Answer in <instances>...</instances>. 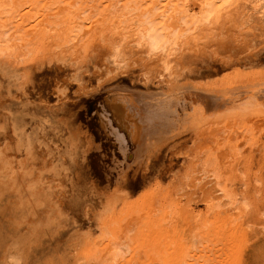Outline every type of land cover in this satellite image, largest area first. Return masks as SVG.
Wrapping results in <instances>:
<instances>
[{
    "label": "rangeland",
    "instance_id": "obj_1",
    "mask_svg": "<svg viewBox=\"0 0 264 264\" xmlns=\"http://www.w3.org/2000/svg\"><path fill=\"white\" fill-rule=\"evenodd\" d=\"M153 1L5 0L0 264H264V118L247 116L259 105L240 87L264 82V0L202 26V0H172V81L139 29L164 19L168 0ZM231 85L233 103L218 101Z\"/></svg>",
    "mask_w": 264,
    "mask_h": 264
},
{
    "label": "bare ground",
    "instance_id": "obj_2",
    "mask_svg": "<svg viewBox=\"0 0 264 264\" xmlns=\"http://www.w3.org/2000/svg\"><path fill=\"white\" fill-rule=\"evenodd\" d=\"M14 1V0H13ZM40 1V0H39ZM68 1V0H67ZM75 1V0H74ZM136 1H138V0H136ZM156 1V0H155ZM255 1V0H254ZM259 1V0H258ZM258 1H256V2H258ZM96 2H98V1H96ZM107 2H108V0H107ZM153 0H152V4H153ZM172 2V0H168V1H165V4H163L162 5V7H161V9H160V11H159V13H158V16L159 15H161V16H163V20L161 21V24H158L157 26H155V25H149L148 23H145V22H143V23H141V25L140 24H138V26H139V29H140V32H141V34H142V36L144 37L143 38V42L146 44L145 45V47H147V51H149L148 53L150 54V55H153V56H157L158 57V60L159 61H161V63H160V65H159V71L157 70V72L156 73H158L157 74V76H158V78H160L161 80L162 79H165L166 78V80L167 79H170L171 81H172V77H174L175 75H176V73L178 72V70L174 67L175 65H174V63L170 60V56L172 55V54H174V52H175V44H176V38L174 39V38H171V36L169 35L170 33H167L166 31H168V29H170V26L168 25V23L166 22L167 21V19L166 18H168L169 17V15L170 14H172V12L174 11V10H176L175 8H173L174 10H172V11H170V3ZM237 2V0H202V2H201V4H200V24H201V26L202 25H206V24H211V23H213V22H216L217 20H218V18H220L224 13H225V11L228 9V8H230L232 5H234L235 3ZM261 2V1H260ZM13 3V2H12ZM15 3V2H14ZM29 3V2H28ZM69 4H71L70 3V1L68 2ZM68 3H66L65 5L67 6V5H69ZM110 4H112L111 2H109ZM124 3V2H123ZM255 3V2H254ZM264 3V2H263ZM20 4V3H19ZM29 4H31V2L29 3ZM37 4H39L38 2H37ZM36 4V5H37ZM43 4V3H42ZM46 4V3H45ZM157 4V3H156ZM6 5V2H5V0H0V12H2V10H1V8H3V7H6L5 6ZM18 5V4H17ZM24 5V4H23ZM34 5H35V3H32V6L31 7H34ZM35 5V6H36ZM72 5V4H71ZM126 5V4H125ZM124 5V6H125ZM255 5V4H254ZM258 5V4H257ZM259 5H261V4H259ZM20 6V5H19ZM41 6H44V4L43 5H41ZM41 6H40V8H41ZM47 5H45V7H46ZM49 6V5H48ZM65 6V8H67ZM70 6V5H69ZM102 6V5H101ZM30 7V8H31ZM73 7V6H72ZM111 8V6H107L105 9H109V11H110V8ZM264 7V6H263ZM263 7H262V9H263ZM23 8V7H22ZM30 8H29V11H28V13H29V15H28V13H27V16H30ZM43 8V7H42ZM65 8H64V11H65ZM102 8V7H101ZM124 8V7H123ZM125 8H126V6H125ZM124 8V9H125ZM258 8V7H257ZM28 9V8H27ZM47 9V13H49V15H50V13L52 14V13H54L53 11H51L50 12V10H49V12H48V8H46ZM49 9H50V7H49ZM58 11L60 10V7H59V9L58 8H56ZM71 9V8H70ZM107 9V10H108ZM114 9H118V11L120 10L118 7L117 8H114ZM113 8H112V10H113V12H115V14H117L116 13V10H114ZM128 9V8H127ZM183 9V8H182ZM111 10V11H112ZM121 10H122V8H121ZM120 10V11H121ZM126 10V9H125ZM130 10V9H129ZM8 11V10H7ZM25 11V10H24ZM57 11V12H58ZM73 12H72V14L74 13V10H72ZM106 11V10H105ZM108 11V12H109ZM181 11V10H180ZM4 13V12H3ZM2 13V14H3ZM55 13H56V11H55ZM107 13V12H106ZM179 12H177L176 14H178ZM2 14H0V15H2ZM25 14V13H24ZM34 14V13H33ZM59 14V13H58ZM68 14H70L71 15V13H68ZM67 14V15H68ZM109 14H110V12H109ZM112 14V13H111ZM119 14V13H118ZM120 14H121V12H120ZM119 14V15H120ZM53 15V14H52ZM75 15V14H74ZM129 15V14H128ZM173 15V14H172ZM175 15V14H174ZM3 16V15H2ZM24 16H26V14L24 15ZM35 16V15H34ZM44 16V15H43ZM43 16L41 17V18H43ZM56 16V15H55ZM106 16V15H105ZM113 16V15H112ZM176 16V15H175ZM71 17V16H70ZM70 17H66L67 19H69ZM84 17V16H83ZM117 17V15L115 16V18ZM129 17V16H128ZM7 18H8V16H7ZM14 18V17H13ZM29 18V17H28ZM34 18V17H33ZM40 18V17H39ZM38 18V19H39ZM40 18V19H41ZM64 18V17H63ZM71 18H73V20H74V18L75 17H71ZM85 18V17H84ZM88 18V17H87ZM124 18H125V16H124ZM5 19V18H4ZM30 20H31V18H29ZM51 19V18H50ZM49 19V20H50ZM100 19V18H99ZM108 19H111V17L109 18L108 17ZM113 19V18H112ZM129 19V18H128ZM162 19V18H161ZM13 20V19H12ZM43 20V19H42ZM42 20H39L38 22L36 21L35 22V24L31 27V29H32V31L33 30H36L41 24H43L42 23ZM45 20H46V17H45ZM72 20V21H73ZM95 20V19H94ZM121 20V19H120ZM119 20V21H120ZM2 21V20H1ZM6 21H7V19H6ZM29 21V20H28ZM48 21V20H47ZM47 21H45V22H47ZM76 21V20H75ZM96 22H97V20H95ZM94 21V22H95ZM124 21V20H123ZM129 21V20H128ZM44 22V21H43ZM66 22V19L64 20V23ZM69 22H71V21H69ZM111 22V21H110ZM129 22H131V21H129ZM134 21H132V23H133ZM142 22V21H141ZM152 22V21H151ZM150 22V24H152ZM28 23V22H27ZM72 23H74V21L72 22ZM112 23V22H111ZM118 23H120V22H118ZM123 23V22H122ZM124 23H126V22H124ZM132 23H130V24H132ZM155 23V22H154ZM5 24H7V23H5ZM17 24V23H16ZM67 24H68V20H67ZM90 24H92L93 25V22H92V20H91V23ZM126 24H128V22L126 23ZM129 24V26H131ZM13 25V24H12ZM45 25V24H44ZM49 25V27H50V24H48ZM134 25V24H133ZM20 26H22V25H20ZM30 26V25H29ZM46 26H47V23H46ZM52 26V25H51ZM123 26V25H122ZM121 26V27H122ZM124 26H127V25H124ZM138 26H136V30H137V27ZM42 27V26H41ZM132 27V26H131ZM182 28H183V26H181ZM54 28V27H53ZM44 29V28H43ZM50 29H52V28H50ZM132 29H134V28H132ZM181 29V28H180ZM16 30H18V29H16ZM26 29H24V31H25ZM130 30V29H129ZM182 30V29H181ZM13 30H11V32H12ZM43 31V30H42ZM169 31H171V30H169ZM168 31V32H169ZM25 33H28V31H26V32H24V34ZM173 33V32H172ZM138 34H140V33H138ZM174 34H176L175 32H174ZM2 34H0V36H1ZM175 36V35H174ZM173 36V37H174ZM178 36V35H177ZM15 37V36H14ZM25 37V36H24ZM32 37V36H31ZM4 39V38H3ZM0 40H1V38H0ZM5 41V40H4ZM21 41V40H20ZM8 43H9V41H8ZM11 43H13V42H11ZM10 43V44H11ZM141 43H142V41H141ZM2 44H3V41H2V43L0 42V52H3V53H5L6 52V50L4 49V48H2ZM7 45L8 44H6L5 46L7 47ZM15 45V44H14ZM19 45H20V43H19ZM9 46V45H8ZM23 46V45H22ZM11 47H12V45H11ZM15 48V47H14ZM11 49V48H10ZM21 50V49H20ZM19 50V51H20ZM24 49L22 48V50H21V52L23 51ZM18 51V50H17ZM16 51V52H17ZM18 51V52H19ZM21 52H20V54H21ZM118 52H119V50H118ZM117 52V53H118ZM116 53V55H118ZM2 54V53H1ZM10 54H12V53H10ZM6 55V54H5ZM13 56H14V53H13ZM21 56H22V54H21ZM10 57H12L11 55H10ZM123 57V56H122ZM122 57L120 56L119 58H121L122 59ZM16 58H18V54H17V57ZM117 58V57H116ZM124 59V58H123ZM122 59V61H124ZM119 61H121V60H119ZM127 62V61H126ZM123 63H125V62H123ZM122 62H121V64H123ZM120 64V65H121ZM119 65V64H118ZM124 65V64H123ZM155 69V68H154ZM148 70V71H147ZM147 70H145L144 71V78H147V79H149L150 77H149V75L151 74V73H153V74H151V76L152 75H154L155 73L151 70V73H150V71H149V69H147ZM156 71V70H155ZM153 77H155V76H152L150 79H152ZM156 78V77H155ZM169 80V81H170ZM148 82V81H147ZM165 82V81H164ZM231 86H233V85H231ZM238 86V85H237ZM240 87H242L243 88V90H245L246 89V93H248L249 95H250V97H249V99H248V102L251 104V103H258V105H259V109H256V110H248L249 111V115H247L248 117H250V118H253V119H255V117L256 118H264V82H257V83H249V84H245V85H243L242 84V86H240ZM237 87L236 86H233V87H230V89H228L229 90V92H230V95L228 94V95H223V94H221L220 93V90L219 89H217V90H215V93H218V101H221V102H223V103H230V102H232L233 100V96H235V91H233V90H237L236 89ZM238 88H239V86H238ZM238 91H240V90H238ZM227 92V91H226ZM225 92V93H226ZM243 94V93H242ZM247 94V97L249 96ZM244 95V94H243ZM246 96V95H245ZM234 99H235V97H234ZM235 101V100H234ZM233 103V102H232ZM247 103V102H246ZM254 105V104H253ZM257 105V106H258ZM256 106V105H255ZM246 109H248V108H246ZM232 110V109H231ZM244 110H245V108H244ZM243 111V110H242ZM247 111V112H248ZM244 113H246V112H243V114ZM233 114H235V113H233ZM242 114V115H243ZM236 115H238V114H236ZM236 115H233V117L234 116H236ZM246 115H244V116H242V117H245ZM232 116V115H231ZM240 116V115H239ZM229 117V116H228ZM10 119V118H9ZM226 119H228V118H226ZM229 119H230V117H229ZM234 119L235 120H237V117H234ZM14 120V119H13ZM12 120V122L14 123V121ZM262 120V119H261ZM16 121H17V119H16ZM15 121V124L17 123ZM18 124V123H17ZM13 126V125H12ZM16 127V126H15ZM14 127V128H15ZM13 129V128H12ZM21 129V128H20ZM16 130V132H17V129H15ZM23 130H25V129H23ZM23 130H22V132H23ZM4 131H5V129H4ZM18 131H19V129H18ZM0 132H2V131H0ZM6 132V131H5ZM4 132V133H5ZM16 132H13V133H16ZM9 132H6V134H8ZM4 135V134H3ZM15 135V134H14ZM17 135V134H16ZM8 136V135H7ZM3 137V136H2ZM14 137V136H13ZM13 137H10V138H12L13 139ZM15 137H17V136H15ZM14 137V138H15ZM8 138H9V136H8ZM12 139H10V140H12ZM6 140H7V138H6ZM2 141H5V140H3V138H2ZM18 151H20L19 149H18ZM18 151H16V152H18ZM13 153V152H12ZM20 153V152H19ZM13 154H17L18 155V159H19V154L18 153H13ZM32 154V153H31ZM16 155V156H17ZM14 155H12V157H13ZM34 157V156H33ZM14 158V157H13ZM16 158V157H15ZM14 158V159H15ZM37 158V157H36ZM16 160V159H15ZM29 160V159H28ZM31 160V159H30ZM38 160V162H39V160L40 159H37ZM21 160H19V162H20ZM24 161V160H23ZM32 161H33V158H32ZM35 161V160H34ZM41 161V160H40ZM13 162V161H12ZM18 162V163H19ZM27 162V161H26ZM25 162V163H26ZM36 162V161H35ZM4 163V162H3ZM17 163V162H16ZM17 163V164H18ZM24 163V162H23ZM28 163H29V161H28ZM22 164V163H21ZM20 163L18 164V166L19 165H21ZM40 164V163H39ZM45 164V163H44ZM16 165V164H15ZM26 165V164H25ZM24 165V166H25ZM35 165H36V163H35ZM5 166V165H4ZM17 166V165H16ZM34 166V165H33ZM14 165H12L11 164V166H9L8 168L10 169V170H12V172H13V174L15 175V173H18V172H15L13 169H14ZM24 168V167H23ZM33 168V167H32ZM35 168V167H34ZM33 168V169H34ZM8 169V170H9ZM16 169V168H15ZM36 169H38V168H36ZM35 170V169H34ZM34 170H33V172H34ZM41 170V169H40ZM28 171V170H27ZM37 171V170H36ZM38 171H39V169H38ZM23 172V171H22ZM25 172V171H24ZM23 172V173H24ZM30 172H32V171H30ZM9 173V172H8ZM21 173V172H20ZM35 173V175L34 176H36L37 174H36V172H34ZM39 173V172H38ZM42 173H44V172H42ZM24 174H27L26 176L24 175ZM23 174V176L20 174V176H22V178L20 177V179L21 180H17L18 182H20V184H18V185H20V187H23V188H25L26 189V187H24V186H28V182H30L29 180V178H30V176H29V174L31 175V173H24ZM33 175V174H32ZM10 177H11V175H10ZM16 177V176H15ZM18 177V176H17ZM16 177V178H17ZM31 177H33V176H31ZM38 178H40L41 177V175L40 176H37ZM12 178V177H11ZM13 178H14V176H13ZM46 178V177H45ZM2 179V178H1ZM4 179V178H3ZM17 179H19V177L17 178ZM35 179V178H34ZM64 179V178H63ZM54 180V179H53ZM6 181V180H5ZM12 181V180H11ZM37 181H39V180H37ZM45 181V180H44ZM57 181H59V180H57ZM61 181V180H60ZM1 182V181H0ZM36 182V181H35ZM41 182H43L42 180H41ZM11 182H9V184H10ZM44 183V182H43ZM50 183V182H49ZM12 184V183H11ZM38 184V183H37ZM54 184H55V182H54ZM6 185V184H5ZM16 185V184H15ZM48 185V184H47ZM40 188H41V186H39ZM3 189V188H2ZM25 189L22 191V192H24L25 191ZM1 191V190H0ZM18 191V190H17ZM26 191H27V189H26ZM33 191V190H32ZM40 191V190H39ZM2 192V191H1ZM19 193H20V188H19V191H18ZM22 192H21V194H22ZM29 192H31L30 190H29ZM34 192V191H33ZM36 192H37V190H36ZM42 192V191H41ZM7 193H8V191H7ZM18 193V194H19ZM28 193V192H27ZM35 193V192H34ZM30 194V193H29ZM42 194V193H41ZM40 194V195H41ZM1 195V194H0ZM32 195V194H31ZM40 195H38L39 197H40ZM45 195V194H44ZM20 197V196H19ZM18 197V198H19ZM22 197V196H21ZM17 198V199H18ZM26 198H28V197H26ZM11 199V198H10ZM30 199V198H29ZM14 199H12V201H13ZM29 201V200H28ZM27 201V202H28ZM9 202H10V200H9ZM25 201H23V203H24ZM26 203V202H25ZM36 203V202H35ZM7 204H9V203H7ZM6 204V205H7ZM16 204V203H15ZM38 204H39V202H38ZM5 205V206H6ZM10 205V204H9ZM14 205V204H13ZM26 205H27V203H26ZM40 205V204H39ZM12 206V205H11ZM21 206V205H20ZM27 206H30V205H27ZM26 206V207H27ZM13 207V206H12ZM7 208V207H6ZM6 208H5V210H6ZM18 208H20V207H18ZM23 208V207H22ZM34 208H35V206H34ZM33 208V209H34ZM47 208V207H46ZM3 209V208H2ZM1 209V210H2ZM24 209V208H23ZM32 209V208H31ZM25 210H28V207H27V209L25 208ZM37 210H39V209H37ZM3 211V210H2ZM35 211V210H34ZM5 212V211H4ZM12 212V211H11ZM28 212V211H27ZM38 212L39 211H37V212H35V213H37L38 214ZM47 212V211H46ZM26 213V212H25ZM27 214V213H26ZM30 214H32V212L31 211H29L28 212V217L30 216ZM36 214V215H37ZM45 215V213H43V211H41V212H39V216H42V215ZM49 214V213H48ZM33 216H35V215H33ZM13 217V216H12ZM27 217V218H28ZM36 217V216H35ZM34 217V218H35ZM45 217V216H44ZM44 217H42V221H43V218ZM49 217V216H48ZM1 218H4V217H1ZM9 218H11V217H9ZM15 218V217H14ZM13 218V219H14ZM21 218V217H20ZM30 218V217H29ZM33 218V219H34ZM40 218V217H39ZM32 219V218H31ZM30 219V220H31ZM10 220V219H9ZM26 220V219H25ZM29 220V221H30ZM37 220V219H36ZM35 220V221H36ZM39 220V219H38ZM6 221V220H5ZM20 221V220H19ZM23 221V220H22ZM22 221L20 222L21 223V225H22ZM32 221V220H31ZM3 222H4V220H3ZM12 222V221H11ZM25 222V221H24ZM38 221H36L35 223H37ZM0 223H2V221L0 222ZM19 223V222H18ZM30 223H34V222H30ZM29 222L28 223H26V224H30ZM41 223H43V222H41ZM40 223V224H41ZM8 224H9V222H8ZM24 224V223H23ZM47 224V223H46ZM13 225H14V223H13ZM12 225V226H13ZM37 225V224H36ZM35 225V226H36ZM50 225V224H49ZM0 226H1V228L3 227L1 224H0ZM7 226H9V225H7ZM30 226H31V224H30ZM29 226V227H30ZM34 226V225H33ZM34 226V227H35ZM42 226H43V224H42ZM42 226L40 225H37V229H36V231H37V234L38 233H40L41 234V236H42V234L44 233V227L42 228ZM46 226V225H45ZM10 227V226H9ZM16 227V226H15ZM14 227V228H15ZM18 227V226H17ZM16 227V228H17ZM19 227H20V225H19ZM26 227V226H25ZM15 228V229H16ZM32 228V227H31ZM63 228H64V226H63ZM34 229V228H33ZM65 229V228H64ZM18 230V229H17ZM20 230V229H19ZM26 230H28V229H26ZM29 230H31V229H29ZM4 231V230H3ZM12 231V230H11ZM32 231V230H31ZM35 231V232H36ZM16 232V231H15ZM21 232H27V231H21ZM20 232V233H21ZM33 232V231H32ZM24 233V234H25ZM28 233L29 232H27V235H28ZM36 234V233H35ZM39 234V235H40ZM30 235V234H29ZM44 235V234H43ZM17 236V235H16ZM19 236V235H18ZM36 236V235H35ZM45 236V235H44ZM10 237H11V235H10ZM15 237V236H14ZM21 237V236H20ZM19 237V238H20ZM28 237V236H27ZM30 237V236H29ZM9 238V237H8ZM13 238V237H12ZM11 238V239H12ZM30 238H32V237H30ZM37 238H41V237H37ZM5 239H7V238H5ZM14 239V238H13ZM16 239V238H15ZM18 239V238H17ZM29 239V238H28ZM41 239H44L43 238V236H42V238ZM10 240V239H9ZM35 240H36V238H35ZM39 240V239H38ZM8 241V240H7ZM13 241V240H12ZM18 241V240H17ZM26 241H27V239H26ZM5 242V241H4ZM10 242V241H9ZM14 242V241H13ZM16 242V241H15ZM30 242H31V239H30ZM39 242V241H38ZM3 243V242H2ZM1 243V244H2ZM8 243V242H7ZM19 243V242H18ZM29 243V242H28ZM27 243V244H28ZM35 243H37V242H35ZM6 244V243H5ZM9 244L10 243H8V247H9ZM22 245L23 246V244L20 242L19 243V245ZM33 244H34V241H33ZM42 244V243H41ZM14 245H16V244H14ZM18 245V244H17ZM16 245V246H17ZM39 245V244H38ZM6 246V245H5ZM16 246H14V247H16ZM30 246V245H29ZM41 246V245H40ZM35 247H36V245H35ZM39 247V246H38ZM38 247H36V248H38ZM10 248H12V246L10 247ZM20 249L22 248V247H19ZM24 248H26L25 246H24ZM23 248V249H24ZM13 249H15V248H13ZM9 250H11V249H9ZM33 250V249H32ZM6 251V250H5ZM19 251V250H18ZM23 251V250H22ZM28 251V250H27ZM26 250L23 252L24 254H26V252H27ZM36 251H37V249H36ZM12 252V251H11ZM44 252V251H43ZM42 252V253H43ZM3 253H4V251H3ZM2 253V254H3ZM10 253V252H9ZM19 253H21V252H19ZM23 253H21V254H23ZM16 254H18V253H15V255ZM29 254H30V251H29ZM29 254H27V255H29ZM31 254H32V252H31ZM35 254V253H34ZM41 254V253H40ZM3 255H5V254H3ZM33 255V254H32ZM20 256V255H19ZM35 257H36V254L34 255ZM37 256H40L39 254H37ZM44 256V255H43ZM25 257V256H24ZM28 257V256H27ZM5 258V257H4ZM41 258V257H40ZM34 259V258H33ZM36 259V258H35ZM39 259V258H38ZM41 259H39V261H40ZM43 260V259H42ZM4 261V260H3ZM6 261H7V259H6ZM29 261V260H28ZM32 261L34 262V260H31V262H30V264L32 263ZM25 263V262H24ZM36 263H38L37 261H36ZM35 262L34 263H32V264H36ZM40 263V262H39Z\"/></svg>",
    "mask_w": 264,
    "mask_h": 264
}]
</instances>
